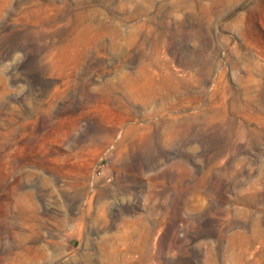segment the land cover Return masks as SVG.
Instances as JSON below:
<instances>
[{
    "label": "rangeland",
    "instance_id": "374dc122",
    "mask_svg": "<svg viewBox=\"0 0 264 264\" xmlns=\"http://www.w3.org/2000/svg\"><path fill=\"white\" fill-rule=\"evenodd\" d=\"M0 264H264V0H0Z\"/></svg>",
    "mask_w": 264,
    "mask_h": 264
}]
</instances>
